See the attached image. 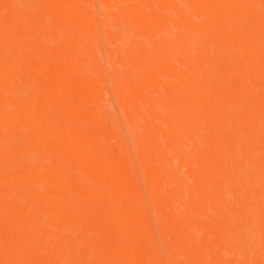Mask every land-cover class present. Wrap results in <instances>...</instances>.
Here are the masks:
<instances>
[{"label": "bare ground", "instance_id": "obj_1", "mask_svg": "<svg viewBox=\"0 0 264 264\" xmlns=\"http://www.w3.org/2000/svg\"><path fill=\"white\" fill-rule=\"evenodd\" d=\"M36 263L264 264V0H0V264Z\"/></svg>", "mask_w": 264, "mask_h": 264}, {"label": "rangeland", "instance_id": "obj_2", "mask_svg": "<svg viewBox=\"0 0 264 264\" xmlns=\"http://www.w3.org/2000/svg\"><path fill=\"white\" fill-rule=\"evenodd\" d=\"M96 43L99 45V47L100 48H103V46H104V39H97L96 40ZM214 44V43H213ZM212 44V45H213ZM213 46H215V45H213ZM126 135V134H125ZM160 244V243H159ZM160 248H161V246H160ZM162 249V248H161ZM161 252H162V250H161ZM36 264H39V263H36Z\"/></svg>", "mask_w": 264, "mask_h": 264}]
</instances>
